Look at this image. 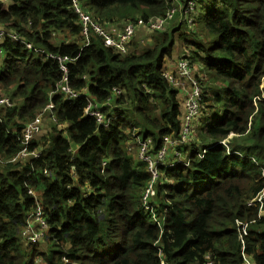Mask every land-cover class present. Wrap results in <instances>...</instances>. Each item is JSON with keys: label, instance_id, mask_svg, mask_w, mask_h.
Returning a JSON list of instances; mask_svg holds the SVG:
<instances>
[{"label": "trees", "instance_id": "1", "mask_svg": "<svg viewBox=\"0 0 264 264\" xmlns=\"http://www.w3.org/2000/svg\"><path fill=\"white\" fill-rule=\"evenodd\" d=\"M75 1L109 33L174 15L137 26L123 53L86 38ZM0 32V99L12 103L0 107V264H264V0H0ZM46 54L71 60L78 98L57 90L64 73ZM184 60L200 111L179 143ZM39 116L27 147L39 156L10 162ZM138 139L153 157L177 142L147 206ZM36 203L48 230L31 244Z\"/></svg>", "mask_w": 264, "mask_h": 264}, {"label": "built area", "instance_id": "2", "mask_svg": "<svg viewBox=\"0 0 264 264\" xmlns=\"http://www.w3.org/2000/svg\"><path fill=\"white\" fill-rule=\"evenodd\" d=\"M191 3L189 5V9L194 10V4ZM74 9L80 17L81 23L83 25V34L86 36V38L89 37V31L93 30L95 33H97L100 37L104 39V45L107 48H114L122 51L123 53H125L126 45L130 42L131 38L133 37L137 26L139 27L146 26L149 30H160L162 29V27H164L167 24V22L172 20V17L174 15V10H173L170 13H168L164 19L157 20L156 22H150L148 24H146V22H144L141 19L138 21L137 25L128 24L123 32L118 33L114 36L106 32L100 25L94 23L90 15L84 12L82 7L76 4V1L74 4ZM3 37H5V34L3 32H0V39ZM12 37L15 40H19V37L16 35H12ZM27 48L32 50L33 46L31 44H27ZM46 56L49 59L56 60L60 64V69L64 73L63 81L57 84V90H60L61 92L65 93L69 98H75V97L78 98L80 94L79 95L74 94L67 85L68 70L66 64L71 60L65 57L54 56V55L46 54ZM190 66H191L190 63L184 60L179 63V67H178L179 78L181 80H187L192 84L191 93L189 94L186 102V117H185L186 122L183 131L181 133V138L179 139V143H184L185 141H187L188 136L190 134L191 124L199 115V111H200L201 91L198 86V83L193 79L192 70ZM166 75L168 76L171 82H178V78L175 75H170V74H166ZM179 82L182 81L179 80ZM3 105L7 107H11L12 103L8 99H0V107ZM52 109L53 106L50 104L45 111H51ZM86 114H88L92 118H95L96 121L103 126L107 127L108 124L110 123V120H106L103 117L99 107L91 102H89L87 106ZM40 122H41V116L37 117L32 123L26 126L22 136L23 139L22 143L25 146V148L16 157L10 160V162H15L17 159H24L28 156H33L34 158H37L39 156L38 153L36 152L29 153L27 147L30 145L33 138L39 133ZM176 144L177 142L166 139L165 146L158 152V154L155 157H153L148 153L150 142H142L138 139V146H140L139 157L144 162L149 164V170L152 175L151 183L149 184L143 196V201L145 206L151 204V199L154 196V184L158 181L159 178L157 167L158 166L168 167L174 165V162H172L171 165H168L169 163H166V160L169 154V150L172 148V146H175ZM174 155L176 159H179V161H181L183 158L180 155L177 154ZM183 161L186 164V159H183ZM29 194L33 195V191L29 190ZM36 205L37 207L35 208V211L28 216L26 225L23 228V232H22L23 236H25L28 242L31 244H36L39 241L45 239L48 230L47 223L43 215V211L38 203H36ZM147 208H149V206ZM247 264L250 263L247 262Z\"/></svg>", "mask_w": 264, "mask_h": 264}, {"label": "clouds", "instance_id": "3", "mask_svg": "<svg viewBox=\"0 0 264 264\" xmlns=\"http://www.w3.org/2000/svg\"><path fill=\"white\" fill-rule=\"evenodd\" d=\"M195 8V7H194ZM126 28V27H125ZM125 30V29H124ZM157 31V30H156ZM109 33V32H108ZM118 33H121V32H117L116 34H118ZM109 34H111V35H116V34H113V33H109ZM42 53V52H41ZM151 203H152V199H151Z\"/></svg>", "mask_w": 264, "mask_h": 264}, {"label": "crops", "instance_id": "4", "mask_svg": "<svg viewBox=\"0 0 264 264\" xmlns=\"http://www.w3.org/2000/svg\"><path fill=\"white\" fill-rule=\"evenodd\" d=\"M142 30H143V29H142ZM139 31H141V30H139ZM143 31H144V30H143ZM112 33H113V34H116L117 31H116V30H113Z\"/></svg>", "mask_w": 264, "mask_h": 264}, {"label": "rangeland", "instance_id": "5", "mask_svg": "<svg viewBox=\"0 0 264 264\" xmlns=\"http://www.w3.org/2000/svg\"><path fill=\"white\" fill-rule=\"evenodd\" d=\"M178 65H179V64H178ZM41 194H42V193H41V192H39V196H41Z\"/></svg>", "mask_w": 264, "mask_h": 264}]
</instances>
